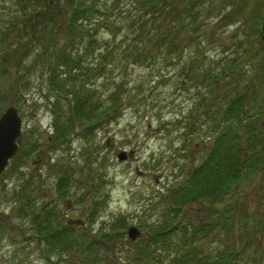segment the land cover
I'll list each match as a JSON object with an SVG mask.
<instances>
[{
    "label": "trees",
    "instance_id": "trees-1",
    "mask_svg": "<svg viewBox=\"0 0 264 264\" xmlns=\"http://www.w3.org/2000/svg\"><path fill=\"white\" fill-rule=\"evenodd\" d=\"M182 1L186 4L184 15L194 20L197 3L206 0H135L134 6L143 15L126 14L120 23L113 19L121 15L119 0H0V53L23 69L11 89L22 91L28 83L27 72L41 67L54 98L53 118L62 109L66 115L59 124L54 120L50 138L61 146L73 132L87 137L120 115L123 104L117 95L125 82L116 84L108 105L89 84L111 63L114 68L121 66L122 72L128 63L147 65L154 50L174 52L178 45L172 23L183 20V13L177 15V4ZM126 40L128 44L122 46ZM209 73L213 92L218 80ZM187 77L197 78L193 71ZM253 99L257 100L255 95ZM247 102L248 96L237 92L209 111V145L201 159L181 170V178L161 195L157 218L137 221L145 233L136 241L126 237L129 222L125 215L99 231L87 228L80 216L68 219L60 204L81 199L78 190L91 182V175L76 178L74 168L54 161L44 178L41 174L26 176L21 164H28L33 147L22 139L4 173L18 179V185L4 197L13 203L20 234L34 241L48 262L54 256H74L79 264H115L110 245L124 235L127 264H264L260 241L261 237L264 240V220L243 210L230 196L264 167L263 108L258 104L249 107ZM82 155L89 167L92 159H99L92 148L84 149ZM49 175H55V181L51 182ZM100 202L97 198L92 202L85 218L88 226L103 209ZM195 205L204 213L197 225L189 214ZM19 221H26L27 226ZM217 229L235 234L236 241L220 236V247L204 250L201 239Z\"/></svg>",
    "mask_w": 264,
    "mask_h": 264
},
{
    "label": "rangeland",
    "instance_id": "rangeland-1",
    "mask_svg": "<svg viewBox=\"0 0 264 264\" xmlns=\"http://www.w3.org/2000/svg\"><path fill=\"white\" fill-rule=\"evenodd\" d=\"M134 1L119 0L121 15L113 17L115 22H122V17L129 13L143 15ZM197 8L196 18L191 20L184 15L185 2L177 4V15L183 13V20L172 23L178 45L174 52L154 50L147 65L128 63V69L122 72L121 66L114 68L111 63L89 84L97 88L96 96L108 105L116 84L125 82L117 95L123 104L120 116L107 122L104 128L91 131L87 137L71 133L68 142L61 146L50 138L51 126L52 119L58 124L64 120L65 110L56 119L50 115L53 97L47 87L46 73L41 67H33L27 72L29 81L24 89H11L16 75L21 77L23 69L4 60L0 53V106L3 110L9 104L17 108L22 118L20 140L25 139L27 146L33 147L28 164H21L23 172L29 177L41 174L44 178L50 163L57 161L74 168L75 177L91 175V182L78 191L81 199L75 204L66 200L60 207L68 218L77 220L80 216L92 231L107 230L119 215L127 217L128 225H136L142 218L146 221L157 218L161 195L181 178V170L186 171L201 159L210 143L207 116L214 106L223 105L237 92L245 93L247 106L258 104L263 108L264 121V40L261 38L264 0H206L197 3ZM103 34L108 35L105 30ZM125 44L128 40L122 46ZM192 71L197 78L189 80L187 75ZM207 72L218 80L213 92ZM90 148L99 159H92L89 167L84 163L82 151ZM122 151L128 157L118 160ZM262 167L240 188L242 192L236 190L230 196L243 210L259 214L264 220ZM4 177L0 179V264H79L74 256L62 259L54 256L48 262L35 242L20 234L11 209L13 203L4 197L18 185V179L13 175ZM48 178L53 182L56 176ZM73 188L72 185L69 189ZM96 198L103 209L88 226L86 214ZM189 212L195 225L204 216L197 205L190 207ZM26 221L19 224L27 226ZM220 236L232 242L237 238L217 229L201 239V247L206 251L220 247ZM120 237L110 245L112 257L115 264H127L128 246L125 236ZM260 241L264 246L262 237Z\"/></svg>",
    "mask_w": 264,
    "mask_h": 264
},
{
    "label": "water",
    "instance_id": "water-1",
    "mask_svg": "<svg viewBox=\"0 0 264 264\" xmlns=\"http://www.w3.org/2000/svg\"><path fill=\"white\" fill-rule=\"evenodd\" d=\"M261 28L263 31L262 38L264 39V17ZM21 122L16 108L12 105L8 106L0 115V174L4 171L9 159L18 150L17 138L20 134ZM126 157L127 154L124 151L118 154L119 160H123ZM127 234L132 240H135L140 235V231L135 226H129Z\"/></svg>",
    "mask_w": 264,
    "mask_h": 264
},
{
    "label": "flooded vegetation",
    "instance_id": "flooded-vegetation-1",
    "mask_svg": "<svg viewBox=\"0 0 264 264\" xmlns=\"http://www.w3.org/2000/svg\"><path fill=\"white\" fill-rule=\"evenodd\" d=\"M8 218V217H7ZM9 220V219H8ZM7 221V220H6Z\"/></svg>",
    "mask_w": 264,
    "mask_h": 264
}]
</instances>
